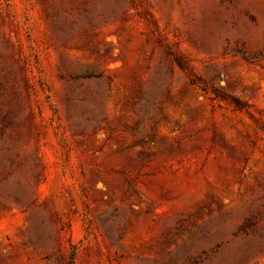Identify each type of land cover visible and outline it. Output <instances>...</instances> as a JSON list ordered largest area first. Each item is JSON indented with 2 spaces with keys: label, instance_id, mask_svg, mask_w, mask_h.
Segmentation results:
<instances>
[{
  "label": "rangeland",
  "instance_id": "obj_1",
  "mask_svg": "<svg viewBox=\"0 0 264 264\" xmlns=\"http://www.w3.org/2000/svg\"><path fill=\"white\" fill-rule=\"evenodd\" d=\"M0 264H264V0H0Z\"/></svg>",
  "mask_w": 264,
  "mask_h": 264
}]
</instances>
